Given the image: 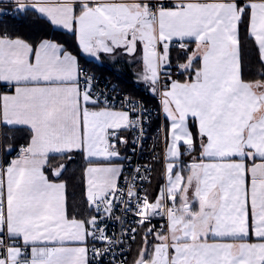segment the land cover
Masks as SVG:
<instances>
[{
  "label": "crops",
  "instance_id": "0c3cea01",
  "mask_svg": "<svg viewBox=\"0 0 264 264\" xmlns=\"http://www.w3.org/2000/svg\"><path fill=\"white\" fill-rule=\"evenodd\" d=\"M153 1L0 0L19 3L21 10L30 7L50 26L73 33L81 54L98 64L119 67L115 60H96L86 48L100 28L109 29L121 42L111 46L110 54L114 49L131 48V42L121 44L133 36L142 51V65L152 75L157 58L164 68L179 64L181 72L195 63L191 78L170 80L162 104L166 137L156 164L162 166L170 200L192 210L193 225L199 231L191 239H185L181 229L175 237L168 228L162 233L169 245V262L171 246L187 240L177 245L183 252L178 264H264V81L241 78L238 42L239 22L247 11L248 33L264 65V0H169L174 5L159 8L150 19ZM0 34V164L5 163L0 172V220L4 233L28 247V264H88L90 219L69 216L66 182L51 179L45 170L50 156L82 152L85 160L102 161L84 168L88 201L92 192L112 191L120 163L107 156L104 131L117 128L116 119L81 92V64L75 53L48 38L32 44ZM175 42L190 48L183 65L172 64L167 57L175 50L171 45ZM155 44L160 46L158 56L150 50ZM144 50L153 58H143ZM123 65L129 70L127 63ZM3 126L30 132L28 143L17 147L23 151L16 150L8 159L1 147ZM195 135L198 158L189 153ZM65 167L63 161L54 164L52 175L58 177ZM167 168L168 175L178 174L180 182L171 189ZM222 168L232 175L220 177ZM20 254L19 248L12 247L6 257H0V264H15Z\"/></svg>",
  "mask_w": 264,
  "mask_h": 264
},
{
  "label": "built area",
  "instance_id": "2783aa9c",
  "mask_svg": "<svg viewBox=\"0 0 264 264\" xmlns=\"http://www.w3.org/2000/svg\"><path fill=\"white\" fill-rule=\"evenodd\" d=\"M174 2L154 0L149 17L154 18L157 10L171 7ZM16 2H0V17H13L21 12ZM8 35L2 33V36ZM1 36V34H0ZM173 48L185 50L184 42L171 44ZM157 56L160 46L150 48ZM156 69L151 86L134 81L128 89L110 75L92 72L81 65L79 85L82 93L95 101L99 107L122 111L128 116L124 127L107 128L105 132L108 152L118 154L119 177L114 190L107 191L93 201L94 214L90 218L88 240V264H126L137 233L144 228L147 233L162 234L168 228L169 217L175 212L164 183L152 194V174L156 162L164 152L166 120L163 114L165 90L170 80L181 74L179 64L164 68L156 59ZM22 148L17 150L18 153ZM185 150L184 155L188 153ZM5 163L0 164V172ZM1 206V204H0ZM0 257H6L12 247L21 254L15 264H28L29 249L18 240L4 233V221L0 220Z\"/></svg>",
  "mask_w": 264,
  "mask_h": 264
},
{
  "label": "trees",
  "instance_id": "16d2710c",
  "mask_svg": "<svg viewBox=\"0 0 264 264\" xmlns=\"http://www.w3.org/2000/svg\"><path fill=\"white\" fill-rule=\"evenodd\" d=\"M248 12L244 11L241 20L239 22V36L238 42L240 45L241 54V66L242 73L241 78L248 82L254 81H264V65L260 59V55L257 51V46L255 41L250 37L248 33ZM51 24L44 18L36 14V11L32 8H24L18 14L13 17L1 16L0 17V32L7 33L12 37H19L32 44H36L37 41L41 39H51L60 44L73 53H75L80 61L81 65L88 67L92 72L99 73L101 75H110L111 77L117 79L122 87L128 89L130 85L135 80L133 75L125 69L123 65L119 64L115 67H109L105 64H98L93 60H87L81 52L78 46L75 35L66 31H61L50 26ZM190 48L185 50H170L167 56L169 62L175 63H185L188 59ZM196 65L193 63L190 70L182 72L177 78L185 79L191 78L192 73L195 71ZM30 132L26 128L22 127H12L3 126L1 134V147L3 150V155L5 159L9 156L14 155L17 147L21 144L28 143L30 137ZM198 139V138H197ZM195 135L194 147L189 152L191 156L197 157L200 154V146L198 145V140ZM65 162V170L58 176L54 177L51 173V167L58 162ZM102 161L95 160H85L82 152H74L72 156H62L54 155L50 156V159L46 166V172L51 179H60L66 182L67 186V205L68 214L73 218H81L89 220L94 214V209L90 205L88 199L85 197V183H84V168L92 163H101ZM152 183L151 189L152 194H155L156 189L159 188L163 181V169L159 164L153 165ZM153 234L147 233L144 228H142L135 238L132 249L130 250L129 260L126 264H134L139 250H141L145 240L150 238Z\"/></svg>",
  "mask_w": 264,
  "mask_h": 264
},
{
  "label": "rangeland",
  "instance_id": "374dc122",
  "mask_svg": "<svg viewBox=\"0 0 264 264\" xmlns=\"http://www.w3.org/2000/svg\"><path fill=\"white\" fill-rule=\"evenodd\" d=\"M117 23V22H116ZM118 27H120V25L117 23ZM94 38H92V40H90L88 42V46L86 47L87 50L89 48V53L91 56L95 57L96 60L99 61H105V60H115V62H119V64L123 65L125 63H127L128 68H129V72L133 75V78L135 77L136 81H141V83H146L148 86H151V82L154 79V74L152 75L150 73L149 68L146 67V64L144 63V65H142V58L141 57V48L138 46V44L136 42H134V37L133 36H129V38H131V41H122V44H125L124 46H126L129 42H131L133 45L131 48L128 49H114L113 50V54L110 52L112 51V45L113 44H118L120 45V41L118 39V37L116 38L115 35L111 36L110 35V30H105L104 28H100V30H98V32L96 33V35H93ZM119 36V35H118ZM123 46V47H124ZM133 51H135L133 53ZM106 53V54H105ZM100 54H103L104 56L102 58H100ZM106 56V59H104V57ZM162 60H165L164 54H162ZM143 58H148L151 59L153 58V55L151 53H149L148 51L144 50L143 51ZM103 59V60H102ZM106 62V61H105ZM138 62V63H137ZM153 62V60H152ZM183 65L184 63H180V65ZM143 66V67H142ZM123 67L125 69H127V67L125 65H123ZM90 98V97H89ZM91 99V98H90ZM92 100V99H91ZM93 101V100H92ZM98 108V107H97ZM98 109H106L107 112L110 114V116H112L114 119H116L117 122V127H124L126 125V123L128 122V116L125 112L122 111H115V110H109L107 108H103L101 106H99ZM100 116V115H99ZM99 123V119L97 120L96 124H95V128H97V125ZM109 128V127H108ZM108 152V151H107ZM118 154L113 153L112 152H108L107 156L110 157H114V158H118L117 156ZM185 157V155H184ZM187 157V156H186ZM169 168H167V178L169 180L170 183V189L172 187H176V185H178L179 182V178L177 177V175H175L174 177H172V175H168L169 172ZM177 172H180V167H178ZM192 172V169H191ZM114 172L112 174V177L114 178ZM219 175L220 177L223 176H230L231 171L227 168H222V170H219ZM105 176H102L101 178V183H103L105 180ZM163 182V181H162ZM100 193H96V192H92L89 195V203L90 205L93 204V201L100 197ZM174 203V202H173ZM184 205L182 204V202L180 203H176V207H179L177 210V213H179L180 217L177 215V213L172 214L169 217V221H168V231L170 229V233L172 234V237H175L178 230L181 229V235L185 238V239H191V237L195 234H197L199 231H197L194 227L193 224H195V220H194V215L192 212V210H187L183 207ZM239 219V218H238ZM184 225L186 226L184 228ZM162 234H153L150 238L145 240V243L143 244L141 250H139L136 262L134 264H178V261L181 262L182 258H183V252L181 250H179L177 245H184L187 243V240H181L178 242V244H173L171 246L172 248V253H171V258L172 261L171 263L169 262V256H168V247L169 245L167 244V242L164 240V238H162ZM162 238V239H161ZM169 241V240H168ZM173 241V238H172ZM182 241H184L183 244ZM170 244V243H169ZM168 246V247H167ZM160 250H163V254H160ZM182 263V262H181Z\"/></svg>",
  "mask_w": 264,
  "mask_h": 264
}]
</instances>
